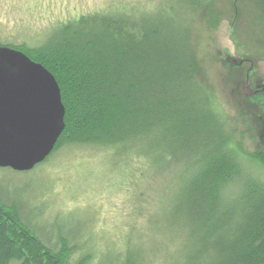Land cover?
<instances>
[{"label":"trees","instance_id":"16d2710c","mask_svg":"<svg viewBox=\"0 0 264 264\" xmlns=\"http://www.w3.org/2000/svg\"><path fill=\"white\" fill-rule=\"evenodd\" d=\"M114 1L66 19L47 42L0 45L45 67L65 108L54 151L25 174L65 148L103 153V176L125 192L124 242L95 239L90 219L73 228L71 212L41 225L20 201L32 186L11 191L0 176V264H264V147L254 132L257 145L247 146L246 111L221 112L191 45L216 0H163L157 15Z\"/></svg>","mask_w":264,"mask_h":264},{"label":"rangeland","instance_id":"374dc122","mask_svg":"<svg viewBox=\"0 0 264 264\" xmlns=\"http://www.w3.org/2000/svg\"><path fill=\"white\" fill-rule=\"evenodd\" d=\"M119 1L123 0L114 3ZM132 1L147 4L149 11L157 15L160 12L156 7L163 0ZM214 3L217 14L207 22H202L203 17L198 19L192 28V48L206 63L216 86V101L224 106L220 107L221 112L235 115L242 109L246 111L248 123L253 126L245 136L250 139L246 144L250 150L255 149L256 143L264 147V0ZM103 5L104 0H0V43L38 45L43 39L47 42L60 23L61 27L65 25L66 19L74 20L77 15ZM215 22L217 28L212 26ZM252 133L256 143L251 141ZM102 154L92 147L65 148L36 174L4 169L0 176L11 183V191L16 190V184L32 186L20 201L28 202L27 210L37 209L41 225H50L53 219L61 222V215L71 212L73 228H85L90 219L95 239L101 240L106 232L111 235V244L118 246L124 242L121 231L130 220L124 218L125 192L115 193L111 189L113 180L103 176L107 170ZM136 223L140 226L143 221L137 219Z\"/></svg>","mask_w":264,"mask_h":264},{"label":"water","instance_id":"95a60500","mask_svg":"<svg viewBox=\"0 0 264 264\" xmlns=\"http://www.w3.org/2000/svg\"><path fill=\"white\" fill-rule=\"evenodd\" d=\"M64 120L53 75L21 51L0 45V168L34 170L54 151Z\"/></svg>","mask_w":264,"mask_h":264}]
</instances>
